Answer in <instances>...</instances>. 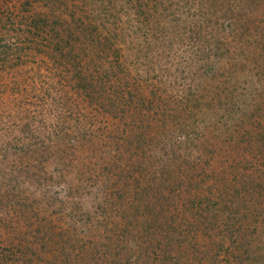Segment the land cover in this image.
<instances>
[{
    "label": "rangeland",
    "instance_id": "374dc122",
    "mask_svg": "<svg viewBox=\"0 0 264 264\" xmlns=\"http://www.w3.org/2000/svg\"><path fill=\"white\" fill-rule=\"evenodd\" d=\"M27 2L34 8L30 16L50 14L47 0H0V52L5 54L0 57L1 263L169 264L148 258L151 248L157 254L170 250V264H232V248L214 250L220 229L193 232L190 217L181 215L186 210L183 205H188L183 200L182 176L196 178L200 158L205 164L202 172H208L202 185H218L217 201L222 197L231 202L226 204L229 208L239 205L241 220L245 209L251 210L247 214L253 215L254 237L260 245L255 258L257 264H264V163L258 159L264 160V148L261 141L244 140L245 132L254 128L264 133V7H256L262 0L254 5L248 0H214L215 6H209L210 0H142L140 22L119 32L129 37L118 59L133 80L145 77L147 71L145 80L151 87L159 85L162 101L151 119L147 116L138 122L131 113L111 120L89 99L77 100L72 89L75 72L56 67L43 52L31 51L34 54L26 57L32 40L18 38L13 28H19L18 22L24 28ZM73 2L85 12H91L89 4L94 11L101 4ZM140 26L141 38L133 35ZM200 88H207L208 101L201 106L186 102L187 95ZM130 89L124 86V91ZM147 108L138 106L144 116ZM117 123L128 128L122 138L128 136L130 152L125 156L127 168L113 171V161L126 150L110 140L118 135L113 130ZM81 125L88 129L86 139L63 136L64 130L76 132L74 127ZM23 126H29L26 134ZM135 126L144 133L137 139L130 135ZM62 143L67 145L64 153L57 148ZM70 143L77 151L66 149ZM117 147L121 151L115 158L112 151ZM137 178L143 184L154 182L158 191L161 185L156 198L166 209L145 216L147 221L160 220L159 229L153 228L155 235L135 236L151 225L134 228L132 213L142 207L136 202L141 198ZM211 195L208 198L214 201ZM128 210L130 227L118 226L128 231L126 238L137 240L141 255L131 253L128 245L120 254L121 249L108 246V240L120 232L112 224L114 217H123ZM169 222L175 233L168 232ZM131 254L136 263L129 262Z\"/></svg>",
    "mask_w": 264,
    "mask_h": 264
},
{
    "label": "trees",
    "instance_id": "16d2710c",
    "mask_svg": "<svg viewBox=\"0 0 264 264\" xmlns=\"http://www.w3.org/2000/svg\"><path fill=\"white\" fill-rule=\"evenodd\" d=\"M71 1L72 3H70ZM73 1L74 0H47L48 4L45 6L48 5L50 14L43 15L33 12L32 16H30V13L32 12L31 10H34V8H32L31 2H27V5L30 7L24 11L26 13L24 28H20V26L22 27V22L17 23L19 28H13V31H15L18 35V38L21 39V37H24L26 40H29L30 38L32 40L31 43L33 46L29 47L30 53L26 54V57L28 56L29 59V57L34 54H32L33 51L43 52L46 59L49 62H53L56 67H60L61 65L67 68V71H69L68 73L73 70L75 72L74 75L76 80L72 85V89L76 91L77 94L74 97L77 98V100L79 98L85 100L89 99L91 103L95 105L97 110L102 111V113L107 115L111 120H116L117 117H127L129 113H131L130 116L136 115L132 117L135 122H138V119L144 120L147 116L151 119L150 116L154 115L153 113H155V110L159 109L161 106L160 103L162 99H160L161 96H159V85L154 83L157 84V86H149L151 84L148 83V79L145 80V78L148 77L147 71L145 70V77L138 75L135 76L136 79L133 80L130 72L128 73V69L123 68V61L118 59L120 58V53H123V45H125L124 41L126 42V38L129 37L126 33L119 36V32L125 31V25L134 29L135 24L140 22L139 11L145 7V5L141 3L142 0H98L101 4L97 8L94 7L95 11L92 10L93 6H91L88 2V6L90 7V11L92 13L88 11L85 12L79 4ZM248 1L249 5H254L257 0ZM210 2L211 5L209 6H215V4H213L214 0H210ZM194 7L195 5L192 6V9ZM256 7H264V0H262L260 4L256 5ZM116 8L123 10L124 14L120 16L119 13L115 12ZM126 8H130V10L128 11ZM126 10L128 12H126ZM133 10L136 13L133 14ZM29 16L32 18L31 21L29 20ZM147 21H149V19H147ZM236 22L237 20L235 23ZM12 24V26L15 27L14 23ZM148 31L149 30H147L145 38L148 35ZM141 32L142 28L140 26L136 32H133V35L140 37ZM110 39H114L112 43H110ZM42 45L45 47V50L44 48L42 49ZM1 47L2 46H0V51ZM5 48L7 47L5 46ZM1 55L5 54H1L0 52V57ZM113 56L114 58H117V61L113 62ZM120 60L122 61V64H119ZM139 79H144L142 81L145 84L140 82ZM133 82L134 84H132ZM109 85H112V88L108 89ZM124 86L131 87L130 91H124ZM150 89H153L155 94H152ZM207 92V88H200L196 93L188 94L186 102H194L193 106H201L208 101L209 96L207 95ZM151 96H156L159 100H152L150 99ZM158 101H160V103H158ZM138 106L139 108L140 106H146V108L149 106L145 116L144 111L139 110ZM71 112L72 114H75L73 110H71ZM186 113L187 115H192V112H190L189 109L186 110ZM120 121L122 122L121 119ZM152 123L154 124V122ZM152 123L148 125H151ZM25 127L26 128L23 126V134H26L27 129H29V126ZM74 128H76V132L70 133L69 129H66L64 130L63 136L67 137L70 135H79V137L83 139L87 138L86 135L89 134L87 127L81 125ZM149 128L151 130L153 129L151 126H149ZM113 130L118 135H112L110 140L116 145L123 144L126 149L123 154L118 155L120 156L119 158H117V152L121 151L120 148L117 147L112 151L115 153V158H117L113 161L117 166L114 165L112 170L116 171L121 167L123 169L127 168V160L125 156L130 151L127 152L129 143H127L128 141H126V139L128 136L126 138H122V136L127 134L128 128H121L120 124L117 123L116 126H113ZM140 130L141 128L139 126L132 127L130 135L136 137L137 139V136L139 137L144 134L140 133ZM244 138V140H247L252 144L257 140L261 141L259 142L261 144L260 147L264 148V133H260L259 131L257 133L256 128H254V131L252 130V132H245ZM65 146H67L66 143L57 145L58 152L64 153L63 148ZM66 149L77 151V147L74 143H70L69 147ZM258 159L264 163L262 158ZM197 163L200 174L197 175L196 178H193L191 175L182 176V180L186 181L183 186L185 189L182 191L183 200L186 201L189 207L184 204L183 207L186 210L181 211V215L184 214L187 217H190L192 221L190 228H192L193 232L194 230L202 232V229H204V234H206V230L208 228L212 229V227H216L215 229H220V232L216 233L219 240L214 250H222L225 246L232 248L233 251L229 253L232 256V264H257L255 254L259 248L258 246L260 245L254 237L255 234H257V228L254 229L253 215L247 214L251 210L247 211L248 209H245L246 211L243 213L246 214L242 215L244 220H241L238 218V215L242 213L239 205H233L229 208L226 204H231V202H228L226 198L222 197L218 202L216 198L219 196L218 185H215V188L213 185L211 187L210 185L207 187L202 185L204 181H206L203 175H206L208 172H202L205 164L200 160V158H198ZM135 181L138 183L137 187L140 188L137 195L141 196L140 199L136 198V202L138 204L142 203V207L138 206L135 208V213H132L133 217H136L134 228L142 224L146 225L147 222L151 223L149 228L141 231L142 234L136 233L135 236H143L144 233L155 235L153 228L155 230L159 229L158 225H161L159 223L160 220H156L158 219L156 218L154 219V222L147 221L145 218L146 213L153 212L156 209L157 211L159 210L158 213H162L166 207L159 202L160 200H158V198H156L158 193H155V191L158 190L155 188L157 185L154 186V182L152 184H147L148 182L143 184L139 178ZM160 186L158 192H160ZM214 189H216L215 194ZM150 193H152L153 196ZM209 195L214 198L216 204L212 198H208ZM244 200V206L247 207L245 197ZM213 205H216V207L211 208ZM120 208H124L123 205H121ZM119 212L121 213V211ZM124 213L125 216L123 217H120V214L114 217L116 220L112 224L116 227V229L120 230V232L114 233L115 238L108 240V246H110V248H115L117 251L121 249V251H119L120 254L123 251L124 246L128 245V249H130L131 253L136 251V254L141 255L139 246L135 243L137 240H129V238H126L125 234L128 231H125V229H121L118 226V224L125 223V226L128 225L129 228L131 225L130 222H127V219L129 218V210L124 211ZM226 216L227 218L222 220V218ZM221 221H224L225 223L223 224ZM170 222L167 230L170 233H173V231L175 233V228L173 230L172 223ZM37 225V227H39L40 224ZM166 225L167 224H165V226ZM242 234L243 236L239 237V235L241 236ZM247 235L250 237H247ZM135 236H133V238H137ZM154 240L155 238L151 239L150 243ZM158 241L161 244L164 243V239L162 242L161 239H158ZM130 242H134L135 244L131 246V244H129ZM148 249L150 251L148 253L149 256H147L148 254L146 255L148 258H159L161 261H166L169 264L171 263L170 260H172V252L170 250L165 249L157 254L153 253L151 248ZM130 256L131 258L129 259V262L131 263L133 262V254ZM1 262H4V260L0 257V264H2ZM136 262L137 261L133 263Z\"/></svg>",
    "mask_w": 264,
    "mask_h": 264
}]
</instances>
